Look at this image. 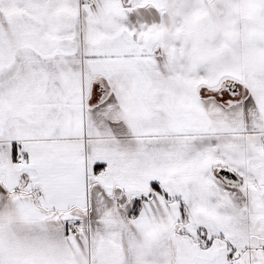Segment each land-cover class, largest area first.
Returning <instances> with one entry per match:
<instances>
[{
    "label": "snow or ice",
    "instance_id": "obj_1",
    "mask_svg": "<svg viewBox=\"0 0 264 264\" xmlns=\"http://www.w3.org/2000/svg\"><path fill=\"white\" fill-rule=\"evenodd\" d=\"M0 264H264V0H0Z\"/></svg>",
    "mask_w": 264,
    "mask_h": 264
}]
</instances>
